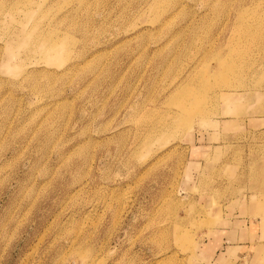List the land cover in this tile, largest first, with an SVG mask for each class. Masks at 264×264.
<instances>
[{"label":"rangeland","instance_id":"rangeland-1","mask_svg":"<svg viewBox=\"0 0 264 264\" xmlns=\"http://www.w3.org/2000/svg\"><path fill=\"white\" fill-rule=\"evenodd\" d=\"M263 60L264 0H0V264H264Z\"/></svg>","mask_w":264,"mask_h":264},{"label":"bare ground","instance_id":"bare-ground-1","mask_svg":"<svg viewBox=\"0 0 264 264\" xmlns=\"http://www.w3.org/2000/svg\"><path fill=\"white\" fill-rule=\"evenodd\" d=\"M136 10V9H135ZM162 11V10H161ZM153 12V11H152ZM158 12V11H157ZM157 14V13H156ZM158 17V16H157ZM32 36V35H31ZM30 36V37H31ZM24 37H25V39H27V34H24ZM249 44H250V42H249ZM253 45V44H252ZM52 46H54L53 44L51 45H49L46 49H45V53L46 54H49V53H51V52H53L54 51V49H53V47ZM255 46V45H254ZM251 49V48H250ZM100 60V59H99ZM262 60V59H261ZM264 61V60H263ZM234 62V61H233ZM227 66V65H226ZM236 66V65H235ZM257 66V65H256ZM247 67V66H246ZM228 68V67H227ZM255 69H256V67H255ZM258 69V68H257ZM230 71H231V69H230ZM233 71V70H232ZM255 71V70H254ZM219 72V71H218ZM252 73V72H251ZM224 74V73H223ZM192 75V74H191ZM249 75V74H248ZM192 76H194V75H192ZM222 74H218L217 75V77L219 78V79H221L222 77ZM189 77H191V76H189ZM189 77H187L186 79H189ZM224 78H225V76H224ZM229 78V77H228ZM185 81V80H184ZM193 81V80H192ZM218 83H219V85L221 86V81H217ZM185 83H186V81H185ZM194 83V82H193ZM181 84V83H180ZM209 84L210 83H208V82H206V81H202L201 82V86H202V88L203 89H208L210 86H209ZM224 85V84H223ZM179 86V85H178ZM198 86V85H197ZM184 88V87H183ZM181 89V90H177L176 92H175V94H174V97H173V93H171L172 94V99L174 100V102H176L177 104L175 105L176 107L175 108H173V106H172V108L173 109H175V110H177V107H178V112L176 113V115L173 117L175 120H173V124L176 126V127H181V126H184L185 124H186V121H187V118H186V116L188 115V112H189V109L191 108V109H193V111L195 112V111H197V112H199L200 111V102L201 101H199V103H198V105L195 103V104H193L194 102H195V98H193L194 99V102L191 104V103H189V101H187L186 99L189 97V98H191V96H194L193 94H194V90L189 86H186L184 89ZM199 88V87H198ZM196 89V88H195ZM176 90V89H175ZM199 92V91H198ZM201 93V92H200ZM205 94V93H204ZM198 95H199V93H198ZM244 95V94H243ZM200 97H201V95H199ZM204 96V95H203ZM209 96V95H208ZM205 97V96H204ZM203 97V98H204ZM188 98V99H189ZM172 99L170 100V103L172 102ZM192 99V100H193ZM198 99V98H197ZM190 100V99H189ZM200 100V99H199ZM184 101V102H183ZM192 102V101H191ZM198 102V101H197ZM202 103H204V102H202ZM167 104H169L168 102H167ZM172 104H173V102H172ZM204 105H202V107H203ZM168 107H170V105L168 106ZM167 106H166V108H168ZM171 108V107H170ZM189 108V109H188ZM135 109V108H134ZM202 109V108H201ZM168 111V110H167ZM169 112V111H168ZM167 112V113H168ZM196 112V113H197ZM202 112H203V109H202ZM135 113V112H134ZM162 113V112H161ZM200 113V112H199ZM198 113V114H199ZM201 114V113H200ZM146 115V114H145ZM159 115H161V114H159ZM163 115V114H162ZM168 115V114H167ZM171 116V115H170ZM165 117V116H164ZM163 117V118H164ZM172 117V116H171ZM158 118V117H157ZM162 118V117H161ZM162 118V119H163ZM165 118H167V117H165ZM172 118V119H173ZM156 119V118H155ZM154 118H153V120H155ZM169 118H167L166 120H168ZM171 119V120H172ZM144 120V119H143ZM161 120V119H160ZM160 120H158V122H160ZM164 120V119H163ZM165 120V121H166ZM145 121V120H144ZM156 121V120H155ZM155 121H154V123H155ZM157 123V122H156ZM140 124H142V123H140ZM169 124V123H168ZM170 124H172V123H170ZM152 125V124H151ZM140 126V125H139ZM149 126V125H148ZM153 126V125H152ZM161 126H162V124H161ZM165 125H163V127H164ZM151 127V126H150ZM156 127H158V126H156ZM168 127V126H167ZM162 128V127H161ZM169 128H170V126H169ZM168 128V129H169ZM154 129V128H153ZM165 129V128H164ZM167 129V130H168ZM147 130V129H146ZM148 131V130H147ZM161 131V130H160ZM175 131V130H174ZM155 132V131H154ZM166 132V131H165ZM153 133V132H152ZM163 133V132H162ZM172 133V132H171ZM147 134V133H146ZM150 135H152V134H150ZM153 135H154V133H153ZM156 135H158V134H156ZM146 136H148V135H146ZM156 137V136H155ZM143 140V139H142ZM140 142V141H139ZM77 195V194H76Z\"/></svg>","mask_w":264,"mask_h":264},{"label":"crops","instance_id":"crops-1","mask_svg":"<svg viewBox=\"0 0 264 264\" xmlns=\"http://www.w3.org/2000/svg\"><path fill=\"white\" fill-rule=\"evenodd\" d=\"M232 247H236V246H232ZM244 247L243 245H239L238 248ZM237 248V247H236Z\"/></svg>","mask_w":264,"mask_h":264}]
</instances>
